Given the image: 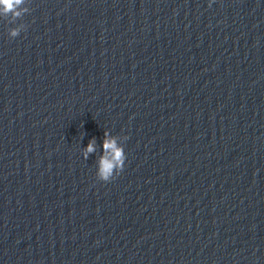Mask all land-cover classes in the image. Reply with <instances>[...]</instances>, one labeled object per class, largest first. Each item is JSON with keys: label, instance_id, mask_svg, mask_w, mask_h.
<instances>
[{"label": "clouds", "instance_id": "obj_1", "mask_svg": "<svg viewBox=\"0 0 264 264\" xmlns=\"http://www.w3.org/2000/svg\"><path fill=\"white\" fill-rule=\"evenodd\" d=\"M24 4L25 0H0V18H8L10 25H16L9 28L8 35L10 38H16L22 31L27 30L28 26L25 23L17 24V21L22 20L25 14L30 13L29 8L22 7ZM127 139L128 137L124 136V140L127 141ZM95 145L96 138L93 137L82 151V156L85 160L88 159L89 154L95 152ZM102 153L98 160L96 178L107 183L115 179L123 171L126 153L124 145L118 144L117 138L112 136L107 130L104 132Z\"/></svg>", "mask_w": 264, "mask_h": 264}]
</instances>
